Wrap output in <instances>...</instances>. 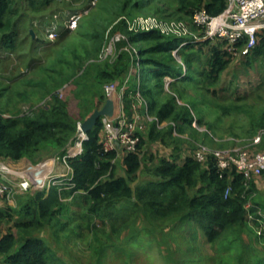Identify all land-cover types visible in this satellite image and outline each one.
Returning a JSON list of instances; mask_svg holds the SVG:
<instances>
[{"label":"trees","instance_id":"16d2710c","mask_svg":"<svg viewBox=\"0 0 264 264\" xmlns=\"http://www.w3.org/2000/svg\"><path fill=\"white\" fill-rule=\"evenodd\" d=\"M51 1L0 0V49L10 52L16 50L18 22L14 21L13 16L18 13L19 6L27 3L28 8L36 11ZM177 1L180 5L179 11L190 17L198 10L217 15L226 6V0ZM143 2L141 0L142 4ZM123 25H126L124 21ZM123 27L121 21L117 29L122 30ZM127 34V40L116 41V46L140 43L138 53L132 49L121 50L114 63L109 60L91 61L72 80L75 87L82 85L84 90H74L72 94L78 100V117L86 118L87 121L90 115L100 111L105 105L107 97L103 85L118 79L123 72H127L130 65L137 67V80L130 83L124 91V113L129 121H133L130 96L144 102L145 112L153 118L146 137L140 129L136 130L135 134L139 137L136 149L124 152L121 162L124 174L119 175V147L111 150L104 148L102 115H98L87 130L82 153L67 158V164L73 170V187L59 189V186L54 185L47 192L20 193L16 196V207L8 205L5 209H0V222H13L0 236V264H48L51 248L30 231L51 221L61 223L62 226L71 220L77 221V230L86 229L92 232L98 227L96 218L101 222L108 219L112 224V232H115V223L124 224L142 211L152 215L154 219L172 218L174 222L190 224L195 239L201 234L205 242L210 244L219 242L222 238H228L230 244L242 241L244 227L249 220L255 224L257 222L263 229L264 220L257 210L264 212V206L254 204L250 210L245 208L251 189L246 187L248 180L235 166L221 170L212 155H208L205 162L201 163L192 153L184 156L180 163L174 156L155 158L152 155L149 157L154 161L152 165L142 167L146 153L144 145L163 134L164 130L157 128V123L173 122L174 126L170 122L166 131L177 137L176 139L184 138L174 135V129L178 134H183L188 128L197 133L200 131L192 126V121L195 120L199 126L205 123L199 115L194 114L189 105L177 102L179 84L190 79L196 80L189 73L182 75V70L176 67L172 54V50L187 39L166 35L158 29L130 30ZM256 34V44L247 54L240 53L247 41L245 35L233 44L237 52L247 57L248 63L256 58L264 62V29L257 30ZM36 40L39 41L40 37ZM187 43L178 48L177 52L183 58L188 71L196 69L194 64H202L200 88L210 91V87L220 80L221 74L229 66L233 54L226 50L223 40L196 42L194 44L199 47L195 50L194 47L191 48L192 44ZM31 45L32 43L29 46ZM37 47L38 45L31 46V50L35 51ZM137 62L139 66L136 65ZM166 77L172 78L168 83L172 93L165 90ZM61 81L68 82V78H62ZM57 90L45 91L48 95L44 100L48 97L50 99L27 113L19 115L0 109V160L18 161L27 158L35 162L36 158H43L46 152L58 157L66 153L67 145L76 132L77 119L69 110L68 99H61L56 93ZM260 91L264 92V81L254 89L253 94L260 98ZM3 93L2 89L0 97L4 96ZM178 93L182 97L183 94L180 91ZM18 95L23 98L26 94ZM261 117L264 119V114ZM263 126L260 123V127ZM205 127L209 129L210 125ZM201 132L202 135L208 133ZM206 134L203 135L204 138L212 139L208 136L209 133ZM230 136L236 138L234 135ZM215 142L212 141L213 144L221 145L218 141ZM201 143L205 145L207 142L202 140ZM139 172L147 177L138 179ZM70 205H75L79 210L70 212ZM65 215H69L71 220L61 222V217ZM260 234L263 235L264 230ZM259 262L262 263V260Z\"/></svg>","mask_w":264,"mask_h":264},{"label":"rangeland","instance_id":"374dc122","mask_svg":"<svg viewBox=\"0 0 264 264\" xmlns=\"http://www.w3.org/2000/svg\"><path fill=\"white\" fill-rule=\"evenodd\" d=\"M179 6L177 0H144L143 4L141 0H52L35 11L28 8L27 3L22 4L13 16L14 21L18 22L16 50L10 52L0 49V91L4 90V96L0 97V109L19 115L27 113L37 109L44 101L48 95L45 91L61 89L60 98L68 99L72 115L77 122L85 123L86 118L78 117V100L72 94L74 90L82 92L84 88L82 85L75 87L72 80L91 61L109 60L114 63L121 50L132 49L138 53L140 43L115 44L121 39L127 40V31L158 29L166 35L186 38V43L188 41L187 44H192L190 46L194 47L193 50L199 47L194 43L204 41L203 29L194 23L193 16L180 12ZM72 13H77L79 20L74 29H68L66 21ZM121 21L124 27L118 30ZM123 21L126 25H123ZM50 32L55 33V37H49ZM114 35L116 38L113 44L111 39ZM38 36L39 41L36 40ZM31 43V46L38 45L35 51L29 46ZM172 54L182 75L189 73L196 77V80L182 81L177 86V102L189 105L207 127L210 125L207 129L205 125L196 124L199 128H206L212 139L208 137L207 140L203 137L206 133L202 135L201 131L196 133L189 128L182 134L184 139H176L166 131L171 121L159 122L157 128L163 129V134L144 145L146 153L142 167L152 165L154 161L149 158L152 155L155 158L174 156V159H179L182 155H191L198 144H202V140L207 142V147L224 148L231 145L222 141H218L221 145L213 144V137L234 135L245 143L260 129L264 130V126L260 127V123L264 124V119H261L264 114V92L260 91V98L253 94L254 89L264 81V62L260 58L248 63L245 55L239 52L233 55L220 80L207 91L200 88L199 84L202 64L196 63V69L188 71L180 54L177 51L173 53V50ZM200 59L203 60V57ZM136 65L139 66V63ZM137 70V67L130 65L127 72L110 83L120 86L121 81H124L126 87H129L130 83L137 80ZM62 78H68V82H62ZM108 83L103 85V89L106 102L109 99L112 103L110 109L105 108L103 117L114 118L124 113L125 102L120 99L119 89L111 93L106 91ZM165 90L172 93L169 86ZM19 93L26 95L22 98ZM131 100L135 129H140L146 137L152 120L146 117V106L142 100L130 96ZM256 149L264 150V135ZM54 155L46 152L43 158H36L35 162L27 158L18 161L4 159L0 162L24 174L31 172L38 161L50 159ZM123 155L122 151L117 156L120 161L117 166L119 175L124 174L121 163ZM146 177V174L138 173V179ZM246 187L251 192L246 198L245 208L250 210L254 204L264 206V171L249 179ZM37 191L38 188L32 187L25 192L34 194ZM17 194L20 193L14 194L9 201L0 197V209L8 205L16 207ZM78 210L75 205H70V212ZM69 219V215H65L61 217V222ZM76 222L71 220L62 226L61 223L51 221L43 227L31 229V234L42 239L52 250L48 264H257L261 260L259 264H264V234H260L261 225L252 220L244 227L242 241L233 244H230L228 238L210 244L205 242L201 234L195 239L190 224L174 222L172 218L154 219L142 211L124 224L115 223V232H112V224L108 219L101 222L96 218L98 227L92 232L77 230ZM12 223V220L0 222V236ZM12 230L16 232L14 227Z\"/></svg>","mask_w":264,"mask_h":264},{"label":"built area","instance_id":"2783aa9c","mask_svg":"<svg viewBox=\"0 0 264 264\" xmlns=\"http://www.w3.org/2000/svg\"><path fill=\"white\" fill-rule=\"evenodd\" d=\"M78 20L79 15L77 13L70 14L67 17L66 27L74 29L77 26ZM193 21L203 29L204 41L214 42L215 40H223L225 41L226 50L233 55L238 53L234 49L233 44L245 35L247 41L240 50V53L247 54L256 44V31L264 29V0H226V6L219 14L210 15L205 10H198L193 15ZM48 36L55 37V33L50 32ZM115 38L116 35L112 37L111 43L114 44ZM185 44L186 41H183L179 46ZM178 48L174 49L173 53ZM168 79L171 80L170 78ZM169 80L165 82L166 88ZM125 87L126 85L123 81L120 86L115 83H108L105 89L108 93L119 89L120 99L123 100ZM56 93L60 97L62 93L61 89H58ZM48 99L50 98H46L41 104ZM146 117L152 120V117L147 113ZM101 122L103 124L102 144L106 150L119 147V154L122 151L129 152L136 149L139 137L135 134V124L134 121H129L125 118L124 113L114 118L103 117L102 115ZM170 124L174 126L173 122ZM192 126L199 131L208 132L204 127L199 128L195 120L192 121ZM86 133L82 128V123L78 121L74 138L67 146L66 153L62 157L54 156L38 162L32 167L31 172L20 174L8 167V165L0 162V197L9 201L13 198L14 194L25 192L32 187L38 188L39 191L43 192H47L54 185L59 186V189L73 187L74 185L71 182L73 170L67 164V158L75 157L82 153V143L86 139ZM173 134L183 137L175 129L173 130ZM263 135L264 130L260 129L245 143L231 136L223 138L213 137L215 141L228 142L231 146L210 148L203 144H198L199 146L193 151L194 157L201 163H204L207 156L212 155L219 169L224 170L230 166H235L249 180L259 176L264 171V150L256 149ZM258 214L264 220V214L260 210ZM262 230H264V227Z\"/></svg>","mask_w":264,"mask_h":264},{"label":"water","instance_id":"95a60500","mask_svg":"<svg viewBox=\"0 0 264 264\" xmlns=\"http://www.w3.org/2000/svg\"><path fill=\"white\" fill-rule=\"evenodd\" d=\"M111 100H107L106 104L104 105V107L102 108V110L98 111V112H95L91 115V117H89L87 119V121L85 123H82V128L84 131L87 132L88 128L92 125V123L94 122V119L98 116V115H103L104 114V111H105V108L109 107L108 109H110L111 107ZM110 113V111L108 112Z\"/></svg>","mask_w":264,"mask_h":264},{"label":"crops","instance_id":"0c3cea01","mask_svg":"<svg viewBox=\"0 0 264 264\" xmlns=\"http://www.w3.org/2000/svg\"><path fill=\"white\" fill-rule=\"evenodd\" d=\"M183 159H184V156L182 155V156L179 157V159H176V160H177V162L180 163L181 161H183Z\"/></svg>","mask_w":264,"mask_h":264}]
</instances>
